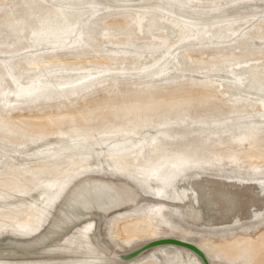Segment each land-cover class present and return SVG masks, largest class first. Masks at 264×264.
Returning <instances> with one entry per match:
<instances>
[{
  "label": "rangeland",
  "instance_id": "1",
  "mask_svg": "<svg viewBox=\"0 0 264 264\" xmlns=\"http://www.w3.org/2000/svg\"><path fill=\"white\" fill-rule=\"evenodd\" d=\"M264 264V0H0V264Z\"/></svg>",
  "mask_w": 264,
  "mask_h": 264
},
{
  "label": "water",
  "instance_id": "2",
  "mask_svg": "<svg viewBox=\"0 0 264 264\" xmlns=\"http://www.w3.org/2000/svg\"><path fill=\"white\" fill-rule=\"evenodd\" d=\"M163 244H172V245H176V246H183L186 247L187 249L191 250L192 252H194L202 261L203 264H211L210 261L208 260V258L206 257V255L203 253V251L198 248L197 246H195L192 243H188L185 241H181L178 239H173V238H164V239H158L156 241H152L149 243H146L128 253H124V254H116L113 253L112 257H115L119 260H128L131 258H134L136 256H138L139 254H141L142 252H144L145 250L153 247V246H157V245H163Z\"/></svg>",
  "mask_w": 264,
  "mask_h": 264
},
{
  "label": "bare ground",
  "instance_id": "3",
  "mask_svg": "<svg viewBox=\"0 0 264 264\" xmlns=\"http://www.w3.org/2000/svg\"><path fill=\"white\" fill-rule=\"evenodd\" d=\"M173 239H176V238H173ZM179 240V239H178ZM182 241V240H181ZM186 242V241H185ZM188 243H190V242H188ZM164 245V244H163ZM172 245V244H171ZM158 246V245H157ZM174 246H176V245H174ZM196 246V245H195ZM154 247V246H153ZM180 247H183V246H180ZM198 248H200L202 251H203V249L200 247V246H197ZM183 248H186V247H183ZM187 249V248H186ZM189 250V249H188ZM146 251V250H145ZM191 251V250H190ZM143 253V252H142ZM141 253V254H142ZM194 253V252H193ZM203 253L205 254V252L203 251ZM195 254V253H194ZM140 255V254H139ZM138 255V256H139ZM196 255V254H195ZM206 255V254H205ZM111 256H112V254H111ZM197 256V255H196ZM137 257V256H136ZM198 257V256H197ZM207 257V256H206ZM113 258H115V257H113ZM199 258V257H198ZM208 258V257H207ZM115 259H117V258H115ZM200 259V258H199ZM117 260H119V259H117ZM129 260V259H128ZM201 260V259H200ZM209 260V259H208ZM120 261H126V260H120ZM202 262V261H201ZM203 264V263H202Z\"/></svg>",
  "mask_w": 264,
  "mask_h": 264
}]
</instances>
